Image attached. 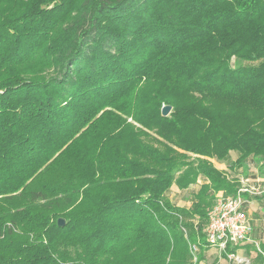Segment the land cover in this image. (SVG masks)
I'll use <instances>...</instances> for the list:
<instances>
[{"label":"trees","instance_id":"obj_1","mask_svg":"<svg viewBox=\"0 0 264 264\" xmlns=\"http://www.w3.org/2000/svg\"><path fill=\"white\" fill-rule=\"evenodd\" d=\"M231 152L264 159V0H0V264L203 260Z\"/></svg>","mask_w":264,"mask_h":264},{"label":"built area","instance_id":"obj_2","mask_svg":"<svg viewBox=\"0 0 264 264\" xmlns=\"http://www.w3.org/2000/svg\"><path fill=\"white\" fill-rule=\"evenodd\" d=\"M260 182L257 186L243 183L242 187L232 195H226L223 192L215 194L213 205L207 212L203 233L206 247L214 249L219 260L223 258L229 264H251L250 254L242 253L239 248L245 244L253 245L264 259V252L260 250L259 243L253 238V227L247 211L250 197L260 196L262 193ZM189 252L191 264H204L203 260L198 259L196 244H189Z\"/></svg>","mask_w":264,"mask_h":264},{"label":"rangeland","instance_id":"obj_3","mask_svg":"<svg viewBox=\"0 0 264 264\" xmlns=\"http://www.w3.org/2000/svg\"><path fill=\"white\" fill-rule=\"evenodd\" d=\"M237 153L231 152L228 159L225 162H220V165L218 162H216L214 159L204 158V157H198L194 154L187 153V156L189 159H196L203 158L208 160L213 165H219L222 167L224 173L229 177L233 178L235 181H237V187L236 190L240 187H242V184L245 185H255L257 186V183L260 182L259 180H264V177L259 174L256 168H262L264 167V159L259 160H251V161H260L258 165H256L255 162H252L249 164V167L244 164L243 166L234 164V160L237 157ZM229 165H232V168H229ZM228 167V168H227ZM259 179V180H258ZM258 180V182H257ZM263 183V182H260ZM197 187L191 185L189 188L185 190H181L180 192H177V190L174 188L171 190V194H169L168 198L173 203H185L189 205V203L193 200V194L196 191ZM175 192V193H174ZM222 192L217 191L215 193ZM213 193V194H215ZM190 206V205H189ZM263 208V210H262ZM250 217L253 219V227L255 229L254 231V238L259 244H264V221L260 220L261 217L264 218V203L260 201H255L250 209ZM199 243V240L197 241ZM204 264H229L225 259L221 258L218 259L217 252L214 249H208L207 252L204 253ZM255 256V253L252 251L250 253L251 259H253Z\"/></svg>","mask_w":264,"mask_h":264},{"label":"crops","instance_id":"obj_4","mask_svg":"<svg viewBox=\"0 0 264 264\" xmlns=\"http://www.w3.org/2000/svg\"><path fill=\"white\" fill-rule=\"evenodd\" d=\"M219 165H220V163H219ZM219 165H214L217 169H219V170H223L222 169V167H220ZM257 169V171H258V173L260 174L261 173V175L264 177V167H262V168H256ZM259 180V179H258ZM261 182H263V183H260L261 184V191H262V193H261V195L260 196H256V197H250V204H248V206H247V211H248V217H249V221H250V224H251V226L253 227V219L250 217V209H251V207H252V205H253V203L255 202V201H260V202H262V203H264V180H262ZM203 183H207V181H206V179L204 178V177H199L198 179H197V181H196V183L194 184V186H196L197 187V189H196V191L194 192V194L197 192V190L199 189V187H200V185L201 184H203ZM176 189L177 190V192H180V190H178L176 187H172L171 188V190L172 189ZM171 192V191H170ZM175 193V192H174ZM171 194V193H170ZM193 194V195H194ZM216 194V193H215ZM193 197V196H192ZM173 204H175V205H177V206H180V207H186V208H189L190 206H191V204L192 203H189V205H187V204H183V203H173ZM260 220H262V221H264V218L263 217H261L260 218ZM254 231H255V229H254V227H253V238H254ZM255 239V238H254ZM242 253H245L244 251H243V249H242Z\"/></svg>","mask_w":264,"mask_h":264},{"label":"water","instance_id":"obj_5","mask_svg":"<svg viewBox=\"0 0 264 264\" xmlns=\"http://www.w3.org/2000/svg\"><path fill=\"white\" fill-rule=\"evenodd\" d=\"M171 111V107L170 106H163L161 109V115L162 116H167ZM63 220H58V225H63Z\"/></svg>","mask_w":264,"mask_h":264}]
</instances>
